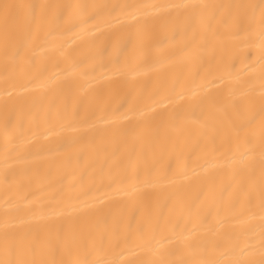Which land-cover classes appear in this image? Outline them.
Returning a JSON list of instances; mask_svg holds the SVG:
<instances>
[{
    "label": "bare ground",
    "instance_id": "bare-ground-1",
    "mask_svg": "<svg viewBox=\"0 0 264 264\" xmlns=\"http://www.w3.org/2000/svg\"><path fill=\"white\" fill-rule=\"evenodd\" d=\"M0 264H264V0H0Z\"/></svg>",
    "mask_w": 264,
    "mask_h": 264
}]
</instances>
